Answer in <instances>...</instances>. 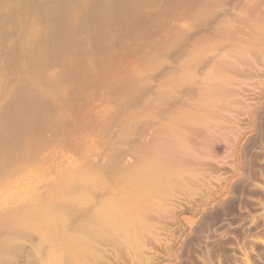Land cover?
<instances>
[{"label": "rangeland", "instance_id": "374dc122", "mask_svg": "<svg viewBox=\"0 0 264 264\" xmlns=\"http://www.w3.org/2000/svg\"><path fill=\"white\" fill-rule=\"evenodd\" d=\"M2 1L3 2L0 3V99L2 98V100H0V116L4 114V108L6 106L5 103L10 100V95H13L11 94L12 91L15 93L37 92L36 90L40 89V87L45 88L44 84H48L50 85L51 94H54H50L51 96H55L56 99L62 96L59 98L61 105L60 110L65 109L63 110L64 113L62 112V115L65 114L71 117L69 122L62 126L63 129L62 127H58L59 129L61 128L59 130L60 132L57 130V132L52 131V133H50V131L48 132V130H46L47 132L41 131L42 134L40 133L39 136L37 135V139L38 137L40 139L38 142L40 141L41 143L39 142L40 145L36 147L37 150L34 148L33 151L35 152H32L33 158L30 159V163H27V166H25L26 164H23L20 168L18 165H20L19 162H21L23 156H21L22 158L18 157L15 159V163H18H11L13 166L10 165L11 168L16 166L14 168L15 170L13 169L14 171L11 172L6 162L1 163L2 160H0V170H2L0 173H2V176L6 172L7 175L11 172V175L9 176L4 174V177L1 178L2 181L0 180V219L3 220V218L6 217L3 223H8V225L13 223L12 219L7 217V215L11 212H18L20 216L28 214L24 210H28L31 206H37L40 203L42 206H49V201H46L48 203L46 204V199L44 200L42 195L49 187L48 185H51L50 183L55 181V177H61L64 174H67L69 170L82 167L86 163H89L90 165L88 164V166H91L94 171H96L94 166L99 164H103L104 166L105 163H109L110 160L108 161V159H110V156L107 155L105 157V155L108 154L111 151V147H114L116 142H118L117 137H112L111 135H118L120 130L123 128V126H121L122 124L124 126L127 124L128 126L130 125L128 129L130 130L129 135H131V133L134 134L131 129H136L134 130L135 133L137 128V133L143 132L144 137L142 138V141H140L141 138L136 139V136H129L128 140L130 145L131 142L134 144L136 143V145L140 142V145H142L143 143H155L159 140V143L161 141H166L165 144L168 148L166 147L164 149V152H166L165 155L168 153L174 154L175 156L173 155V159L175 161L183 152H180L181 150L179 151L178 145V143L181 144L183 139V133L181 132L184 130L185 126L186 128L189 126L191 129H197V133L203 136H200V138H203L202 140H204L202 142H205L203 144L210 145V151H212L211 153H214L209 155V152L207 154L208 156L205 155V153H201L202 156L201 154L199 155V159L201 158L202 162L198 163L200 166L202 163L205 165L201 167L198 164L196 167L194 165V167L192 165H186V167L180 165L171 166L168 162L164 163L166 161L163 162L162 160H159L157 161L158 163L154 164H159L161 168H166V172L164 173L163 171V174H167L169 172L171 173V171L174 170L177 173H181L182 171L186 172L189 169L194 172L195 169L199 173L198 174L195 171V173L199 176V181L196 182V185H191L192 187L189 186V190L191 188L192 192H189V190L186 192V190L183 191L184 189H179L184 192V197L181 195L177 199L179 203L177 201L176 203L179 206V209H176L177 211L173 213L174 217H170L169 214H167V218L165 217V214H163L164 216L160 214L164 217V219H159L160 215L157 217V221L158 219L163 220L160 222L158 221L163 225V229L162 225L160 226L162 233L159 236L158 234H160V232L158 233V229L155 236L158 235L159 237L156 236V238L153 236L155 237V241L146 242V246L144 245L146 248H143L145 253H143V250L139 252L137 247L136 249L138 252H136L137 250H134L135 246H131L132 243L126 242L127 237L123 239L121 238L122 236H120L118 237L121 239L120 243H123L122 241L125 240L123 244L126 247L131 246L133 249L130 247L127 248L130 250H127L124 249L125 246H121L123 249L120 248L121 250H114L118 247V245L113 241L112 243L117 245V247H113L114 244L110 245L109 243V245H106L105 243L107 247L105 245H100L102 246L100 247L101 249L105 246L102 250H104L105 256L106 254L108 255L106 257L104 256L105 258L103 256L101 257L103 258V264H259V260L264 258V190L261 188V186L264 187V58L261 57H264V28H262L264 23L259 19L256 20L255 18L250 19L248 17H244L246 21L249 19L250 22H247L250 24L241 23L240 20L238 22L233 21L234 24L232 22V25H230V27L234 26L232 29L228 27L229 25H220L218 26V29L220 28L219 31L221 32L214 35V33L217 32L214 31V29H216L217 22L220 23L221 20L226 22L227 19H237L240 6L245 4L248 0L200 1L201 3L199 2L196 5L197 7L192 9L193 12H196V9L198 12L193 13L190 11V13L188 11V13H186L187 15L184 17V23L182 21L180 22V24H183L181 26L179 24V28L177 27L180 34L177 32L178 35H176V32L174 31L172 35H168V37H166L165 40H162V43L160 44L159 40L152 38L155 44H159L160 48L155 45L154 42H151L153 40L149 42L148 39H145L146 37L143 38L141 36V34H143L142 30L139 29L138 32V30H136L137 28L134 29L136 31L132 29L134 33L136 32L139 35L135 37L132 30H129L130 32L127 31L124 27H122V25L116 24L115 20H111V23H109L110 18L106 20L108 24L104 23L107 25H101L102 29L105 27L106 30H102L98 24L96 25V21H92L94 24H92L91 21L89 22V19L87 20V18H90L91 16L87 17V15H92V11L95 12V9L92 8V4L97 3L95 0ZM97 1L99 2L101 0ZM250 1H252L250 3L256 5V3L253 2L256 0ZM62 2H64L63 6ZM65 2L69 3L71 9ZM256 2H258V0ZM59 5H61V7H59ZM202 6H207V9L203 8V10H205L202 11ZM56 8H61L60 12L58 11L61 14L57 12ZM68 8L70 10H68ZM69 11L73 12H71V16L69 15ZM64 12L68 15L63 14ZM72 14L75 16L77 15V22L75 21L76 18H72L75 17L74 15L72 16ZM61 15L66 16L64 24H62L63 26L65 24V26H67V21L72 23L71 24L69 22L70 24L68 23L69 26H67L66 29L65 26L63 27L61 25L60 26L64 29H60L61 27L59 28L58 24L60 22L63 23L64 19V16ZM188 15L190 17L187 21L186 18H188ZM55 19H60V22L57 24V20ZM251 21L255 25H252ZM113 22L115 23L113 24ZM74 23L77 24L73 26ZM223 23L224 22L221 24ZM242 24H244V28ZM92 26L95 29L92 28ZM111 29H113L112 31H114V33L110 32ZM94 30H96L95 32L98 33V36L95 34ZM107 30H109L110 33H108L109 38H105L104 36V33ZM67 31L68 33L63 34ZM124 31H127V33L124 34L126 36L128 35V38L126 36H124L126 38L122 37V33ZM107 32L105 35H108ZM252 32H255V34ZM173 34H175V36ZM59 35L61 37L66 35V38L69 40L68 41L66 39L68 43L64 42L66 43L64 44L65 47L61 46L64 36L61 39ZM120 36L123 38V41L125 39H128V41H120V46L119 44H117L118 46H115L116 43L114 42L116 41L119 43V40L122 39L119 38L118 40V37ZM170 37L173 38V40H170ZM256 39L257 42L258 39L260 43L262 42V47H258V44L254 43V41L256 42ZM138 40L139 42L136 44L134 41L137 42ZM163 41H166V43ZM145 42L147 43L144 44ZM131 43H133V45ZM149 43H152V45L155 46L153 47ZM69 44H72V46L69 47ZM134 44L136 45L134 46ZM250 44L255 47V49L253 47V51H260L258 56L259 59L255 58L256 61L253 56L247 57L252 64L255 63V66L253 68L250 66H241L240 68H243L244 71H241L240 75H232L231 72L225 73L224 75H213V80L215 77H219V79H221V91L223 90V87L224 90L221 92L214 88L220 93H216L217 95H215V93H209V95L211 94L217 97H213L214 99H212V97L209 96L208 99L211 98L212 101L210 99V101L208 100L209 102L206 101L205 98L208 96L209 91L208 86H211L210 88H212L216 82L211 79L207 80V82L212 81L209 82L210 84H207L206 82L204 85L202 82L204 81L203 79L205 76L209 77L212 75V72L215 73L213 69L216 65L218 57L220 56L219 52L221 50H224L225 52L229 50L241 53L242 46L244 45L249 47ZM222 45L227 48H222ZM237 46H240L241 48ZM252 46L249 47V49L246 47L243 48L244 50H250V48L252 49ZM135 47L137 48L135 49ZM147 47L149 51L148 49L145 50ZM155 47L158 48L156 49ZM59 48H61L62 52H64L65 49H68L70 52L67 50L69 54L66 52L68 54L66 55L65 53H61ZM62 48L65 49L62 50ZM16 49L17 51H15ZM71 50H74V53L76 51L75 54L79 53L78 56L75 57L74 53L73 56V51L71 52ZM102 50L104 52H101ZM83 51L84 54L82 55L81 52ZM85 51H88V57L85 55ZM191 52L196 54H188ZM101 53L103 54L101 55ZM243 53L244 51L241 54ZM80 54L81 56H79ZM59 55H61L62 58L65 57L63 59L64 62L67 60L66 66H64L66 62L62 64L63 61H60L61 56ZM196 55L197 58H195ZM83 56H85V58ZM89 57L91 58L89 59ZM260 57L262 60H260ZM74 58H78L76 61H79V63L75 61L77 63H75L76 66H73ZM81 58L85 62H87L86 59L88 60L89 64L86 63L88 67L84 64L85 62L83 63ZM68 60L70 63H68ZM80 60L82 61V66L78 67V64L80 65L81 63ZM259 63L260 65H258ZM71 67H73L75 71L78 69L76 71L78 72V75H76L77 73H75L73 69L71 71L75 74L73 73L71 75V72L67 71V69L70 70ZM81 69H86L85 75H82L85 70L81 71ZM66 73L69 75H66ZM77 77H81L80 81L77 79L78 82L75 80ZM60 79L62 85L59 82ZM74 80L77 84L74 83ZM27 81H30L31 83L32 81L36 82H33L32 84L29 82L28 84ZM50 81L52 83H50ZM71 82L74 83H72V86L70 84ZM79 82H81L80 85H83L80 88H78L80 86L78 84ZM37 83H40V87L37 86L38 88L35 87V84ZM53 83L57 86H55L56 88H53ZM21 86H24V88ZM57 88L61 89V92L60 90L58 92ZM200 88H204V91L202 90L204 93V98H202L203 100L198 97L201 95H196L201 91ZM206 88L208 91L205 90ZM199 89L200 91L197 92ZM194 91L197 93H194ZM53 92H55L56 95ZM160 92L162 97L165 99H163L162 102L166 105H163L162 102H156V105L159 104L158 107H154L150 113L153 112L156 114L155 111L158 110L157 114H161V112L163 114L165 112L168 114L169 111H173L172 109L174 106L178 107L179 105L178 108L174 107L175 111L172 112V114H174L177 110L178 111L174 114L172 119L174 126L177 127L179 125L180 127L178 126L175 128L173 126V123L171 122L172 115L170 113L169 114L171 116L167 115V117L165 114L164 118L165 116L166 118L161 119L163 123L167 122L170 125L169 127L173 126V128L179 129L174 130V132H177V134L175 133L176 135L174 134L176 139L171 133L173 128H171V131H168L170 128L166 123L163 124L160 120H158V117H156L157 114L156 116H153V113H151V116L149 112L146 111L151 108L149 104L151 96L153 97L154 94H158ZM220 99H222V101ZM166 100H168V103L172 100L169 103L172 104V106H169ZM183 102L189 105L187 106ZM196 102L199 105L204 104L205 106V102H208L207 105L209 106L207 107H210L211 109L216 108L218 105L220 106V108L217 106L216 109L218 110H223L225 108L224 106H231L234 104L232 106L238 108L237 115L234 113L236 112V109L234 108L233 110L232 106H228L229 108H232L231 110H228L231 111L232 115L234 114V117L232 116L230 118L229 116H231V114L229 113L228 117L232 119V121L235 119L234 125L237 126L238 123L239 127L237 126V129L236 126L233 127L236 131L233 129L230 130L229 128L231 132L226 129L230 132L228 133L230 135L229 138V135L225 132L224 127H229L228 123L230 122L232 123L231 125H233V122L227 118L226 114H223L226 112H221V114L224 115L223 118L227 119V122L222 120L223 118L221 119V122L224 121L223 123L227 124H224V127L221 125V128H224L223 135H228L226 137L225 135L222 136V134H220L222 133V130L219 131V117L217 119L219 124L213 121V126L208 124L210 127L207 126V123L203 124L200 121L196 123V121H194L195 119H192L193 113H191L192 118L190 117L191 119L189 118V120L185 117V111H190V109L196 105ZM210 102L211 104H209ZM213 102H216L217 104H214ZM70 104L72 105L70 106ZM213 105H215V107ZM165 106H168V112L165 110ZM133 109L139 110V112L143 111V113L138 114V111ZM130 110L135 111L134 114ZM181 110L184 113L180 112ZM225 110H227V107L224 111ZM191 111L193 110L191 109ZM150 118L154 120L152 125L148 124V120L151 122ZM131 123H133V125L135 124V126L132 127ZM157 124L159 125L157 126ZM142 125H144V130ZM160 125H165L166 127ZM68 126H70V128H68ZM213 127H215L214 129H216V131L213 130ZM160 128L162 129L163 134H160L162 133ZM203 131L208 133H206L207 136L202 134ZM233 131L238 132L240 135L239 136L238 133H235V136H239L236 137V139L238 138L237 140L234 138L235 136H232ZM157 133L160 136L154 138L153 142L152 137L156 136ZM164 133H166L167 136L169 135L167 139ZM193 133L196 134L195 131H193ZM214 134L215 136L211 138L213 140H208L207 137H212ZM7 135L9 136V139L7 138V140H10V138H12L11 133H8ZM7 135L5 134L3 137H7ZM161 135H164V137ZM197 135L198 134L193 136L192 134L196 140H199V135ZM34 136L36 135L34 134ZM130 139L135 141L133 142ZM170 139H175L176 142L174 140L170 141ZM231 139L234 142H232ZM7 140H5V142H7ZM110 140L112 142H116L112 143ZM136 140L139 141L136 142ZM149 140L152 142L149 143ZM235 140L237 142H235ZM202 142L200 141L199 143L202 144ZM232 143L234 147L231 146ZM162 144L165 146L164 143ZM118 145L115 147L120 148L121 144ZM170 145L177 147L176 151H174V147L172 148ZM82 148L83 150H81ZM105 150L106 153H102L105 152ZM111 152V158L112 156L114 157L111 161H113L116 155L114 154V151ZM116 153H118V151H116ZM184 153L185 152H183V155H185ZM130 154L132 155V152L125 157L126 160L124 159L126 161H124V164L126 165L133 162V155L131 156ZM102 155L105 158H101ZM168 155L172 157L171 154ZM183 155L181 159L183 158ZM99 156L101 157L99 158ZM100 165L98 166L99 170L100 167H102ZM6 166L7 169H9V172L6 171ZM149 167L150 169L152 168V166ZM18 168H20V170H18L19 173L16 171ZM91 168L87 167L85 172L86 170L88 172L92 171ZM184 168L185 170H183ZM146 169L149 168L146 167ZM3 170L6 172H3ZM13 172H15L16 175ZM5 177L6 179H4ZM94 181L97 180L95 179ZM144 188H147V186L144 185ZM183 192H181V194ZM179 193L177 195H179ZM42 198L43 200H41ZM58 200H55L56 203L60 202ZM64 200L68 201L67 198ZM93 202H91V205H93ZM178 206L175 207L177 208ZM145 237L146 236L144 235V239ZM0 238L2 239V237ZM151 238L152 237H150V240H152ZM27 241L28 240H14V244L10 241L9 250L7 249V252L0 253V264H35V262H37L36 257L32 255L34 257L33 260L32 257L27 256L30 253H27L26 251L31 247L30 242ZM10 243L13 245L10 246Z\"/></svg>", "mask_w": 264, "mask_h": 264}, {"label": "bare ground", "instance_id": "6f19581e", "mask_svg": "<svg viewBox=\"0 0 264 264\" xmlns=\"http://www.w3.org/2000/svg\"><path fill=\"white\" fill-rule=\"evenodd\" d=\"M0 1H1L0 3L3 2L2 0H0ZM95 1L97 2L96 4L93 3L95 6L92 4V8L95 9V12H93L91 10L92 15H87V17L91 16L93 18L92 19L90 17L92 20L89 17L87 18V20L89 19L88 21L89 22L91 21L92 24H94L92 21H94V22L96 21L95 22L96 25L98 24V26H100L102 29L101 25H103L104 23H107L106 20L110 18L109 23H111L110 22L111 20H115L116 24L122 25V27H124L127 31H129V30L131 31L132 29L134 30L135 28H137L136 30H138V32H139V29H140V30H142V33L144 34V35L141 34V36L143 38L146 37L145 39H148L149 42L151 40H153L152 38H154V39L156 38L157 40H159V44H160V43H162V40H165L166 37H168V35H172V33L174 31L176 32V35L180 34V32H178V30H177L179 28L180 22L181 21L183 22L184 17L187 15L186 13H188V11L193 12L192 9H195L197 7L196 5L202 0H101L99 2L97 0H95ZM256 1H253L256 3V5L250 3V2H252L250 0H248L245 4H242L240 6V9L238 10L239 15H238L237 19L236 18H234V20H228L227 19L226 22L223 20H221L220 23L217 22L216 29H214V31H217V32L216 33L213 32L214 35L219 34L221 32V31H219L220 28L218 29V26H220V25H223V26L229 25L228 27H230V25H232L233 21L238 22L239 20L241 23L248 24L250 22L249 19H247V21H249V22H247L246 19H244V17L245 18L248 17L250 19L255 18L256 20L259 19L264 23V0H258V2H256ZM17 2H18V0H17ZM63 4H64V2H62V6H63ZM66 5L69 6V8H70L69 3H66ZM59 7H61V5H59ZM69 8H68V10L71 9V8L70 9ZM203 8L207 9V6H205V7L202 6V11L205 10V9L203 10ZM60 9L58 8L57 12L58 11L60 12ZM71 12L69 13L70 16H71ZM196 12H198L197 9H196ZM196 12H193V13H196ZM59 14H61V13H59ZM63 14H66V13L64 12ZM66 15H68V14H66ZM73 15L74 14H72V16ZM189 15H188V18H186L187 21L189 20V17H190ZM61 16H64V19L61 17L63 19V23L60 22V19H55V20H57L56 21L57 24L60 22L58 24L59 28L61 26H63L62 24H64V21L66 20L65 15H61ZM76 16L72 17V18H76ZM75 21L77 22V18L75 19ZM252 21H251V23L253 25L254 21L253 22ZM69 22L70 21L66 22L67 26H69L68 25ZM222 22H224V23L221 24ZM234 22H233V24H234ZM255 22L258 23L257 21H255ZM114 23L115 22H113V24ZM75 24H77V23H74L73 26ZM107 24H104V25H107ZM244 24H242L243 28H244ZM181 25H183V24L181 23L180 26ZM52 26H54V25H52ZM67 26H65V29L67 28ZM246 26H249V25H246ZM63 27H61L60 29H64ZM232 27H234V26H232ZM232 27H230V28L232 29ZM92 28H94V27L92 26ZM230 28H228V29H230ZM240 28H241V26H240ZM256 28H257V26H256ZM262 28H264V26ZM102 30H106L105 27ZM112 30L113 29H111L110 32L114 33V31H112ZM133 30H132V32H133ZM136 30H134V31H136ZM180 30H181V27H180ZM68 31H69V28H68ZM68 31L64 32L63 34L68 33ZM95 31L96 30H94V32ZM107 31H105V33L107 32V34H108L109 30H107ZM127 31L126 32L124 31L122 33L123 36L121 34V36L123 38L129 37L128 35L127 36L125 35L127 33ZM101 32H103V31H101ZM177 32H178V34H177ZM105 33H104L105 38L106 37L109 38L110 33L108 35H105ZM252 33L255 34V32H252ZM95 34L97 35L98 33L95 32ZM133 34L135 35V37L138 35L136 32L135 33L133 32ZM173 35L175 36V34H173ZM121 36L118 37V40H119V38L120 39L122 38ZM124 36H126V37H124ZM256 36H258V35H256ZM62 37H61V39H62ZM64 38L62 39L63 40L62 44L60 41V44L62 47L63 46L65 47L64 44H66V43H64V42L68 43V41H69L66 38V35L64 36ZM123 38L121 40H119V43L115 41L114 42V43H116L115 46L117 44H119V46H120V43H121L120 41L124 42L126 40L125 39L123 41ZM66 39L68 41H66ZM129 39H131V38H129ZM138 39H140V38H138ZM171 39L173 40V38L170 37V40ZM115 40H117V39H115ZM141 40H142V38H141ZM126 41H128V39ZM167 41H168V39H167ZM250 41H251V39H250ZM252 41H253V39H252ZM134 42L137 44L139 42V40L137 42L136 41H134ZM151 42L153 43L154 40ZM163 42L166 43V41H163ZM256 42H257V39H256ZM256 42L254 41L255 44H258V47L259 46L262 47L261 46L262 42L260 43L259 39H258V42L260 44L258 42L257 43ZM142 43H143V41H142ZM146 43L147 42H145L144 44H146ZM152 43H149V44L152 45ZM72 44H74V43H72ZM72 44L71 45L69 44L68 46L70 47V46H72ZM131 44L133 45V43H131ZM136 44H134V46ZM140 44H141V42H140ZM154 44H155V42H154ZM159 44L158 45L155 44V45L159 46ZM58 46H59V43H58ZM68 46H66V47H68ZM121 46H122V44H121ZM123 46H124V44H123ZM134 46H133V48H134ZM138 46H139V44H138ZM162 46H163V44H162ZM240 46H237V47H240ZM251 46L252 45L250 44L249 47H251ZM243 47L245 48L246 46H244V45L242 46L243 50L241 49V53L244 51L243 54L237 53V52H232V51H229L228 49H225V50H228L226 52L224 50L220 51L218 49L220 51L219 52L220 56L217 55L219 57L216 61V65L214 67L215 70L213 69V71H215V73L212 72L211 73L212 75L209 74V75H211L209 77L205 76V78L203 79L204 81L202 82L204 85L207 82V80H210V79L212 81L216 82V84H214L212 86V88H210L211 86L210 87L208 86L209 91L207 88L205 89L208 91V96L205 98L206 101H208L209 99L212 101V99H214L213 97H217V96H215V95H217L216 93H220L218 91H221V89H222L221 79H219V77L216 78L215 77L216 75H224L225 73H229V72H231L232 75H240V72L244 71L243 68H240L241 66H246V67L250 66L252 68L255 66V63L252 64L250 62V60H248L247 57L253 56L254 60H255V58L259 59L258 56L260 54L259 53L260 51H258V52L253 51L254 46H252V49L250 48V50H248L249 47H246V48H248L246 50H244ZM136 48L137 47H135V49ZM159 48H160V46H159ZM222 48H227V47L222 45ZM59 49H60L61 53H65L66 55H68L70 52L68 49H65V48H62V50L65 49L64 52L61 51V48H59ZM147 49H148V47L145 50H147ZM254 49H255V47H254ZM67 50L69 52H67ZM256 50H258V49H256ZM15 51H17V49ZM148 51H149V49H148ZM71 52L73 54L74 50H71ZM85 52H86L85 55H87V54L89 55L88 51H85ZM101 52H104V51L102 50ZM75 53H76V51H75ZM256 53H258V54H256ZM74 54H73V56H74ZM78 54H75V57L78 56ZM81 54L83 55L84 51L81 52ZM81 54L79 56H81ZM102 54L103 53H101V55ZM188 54L195 55L196 53L194 54L191 52ZM13 55H14V53H13ZM88 55H87V57H88ZM59 56H61V55H59ZM83 57L85 58V56H83ZM261 57L264 58L263 56H261ZM261 57H260V60H262ZM64 58H62V56H61L60 61H63V63L61 62L62 64H64L66 62V64L64 65V66H66L67 60L64 62V60H63ZM82 58H81V60H82ZM90 58L91 57H89V59ZM195 58H197V55ZM76 59H78V58H74V63H73L74 65L73 66H76V64L79 63V61L77 62ZM94 59H95V57H94ZM72 60H71V62H72ZM81 60H80V62H81L80 65L78 64V67L82 66L81 65L82 61H83V63L85 62L84 60H82V61ZM86 61L87 62H85L84 64L88 67V65L86 64V63H88V60L86 59ZM68 63H70V61ZM258 65H260V63ZM89 67H90V65H89ZM72 69L74 70V68L71 67L70 70L67 69V71H70L71 75L74 72L77 73L76 75H78V72H76L78 69H76V71L74 70V72L71 71ZM82 69H81V71H84V70L85 71H84V74H82L83 72L81 74L85 75L86 69H84V70H82ZM206 69H207V67H206ZM79 71H80V69H79ZM92 71H93V69H92ZM67 73H66V75H69ZM94 73H95V71H94ZM79 75H80V72H79ZM213 75H215L214 80L212 78ZM80 78L77 77L75 80L78 79L80 81L81 80ZM78 80H77V82H78ZM212 81H209V82H212ZM29 82H28V84H29ZM33 82L35 83L36 81H32V83ZM59 82L61 83V79L59 80ZM73 82L70 83L71 86L74 83L77 84L76 81L74 83ZM198 82H200V81H198ZM209 82H207V84H210ZM32 83L30 82V84H32ZM50 83H52V82L50 81ZM80 83L81 82H79L78 84L80 85ZM37 84H39V85H37ZM37 84H35L36 85L35 87L36 88H38L37 86L40 87V83H37ZM70 84H69V86H70ZM207 84H206V86H207ZM44 85H45L44 86L45 88L40 87V89L36 90L37 92L33 91L30 93H28V92L15 93L14 91H12L11 94H13V95H10V97H9L10 100L7 103H5L6 106L4 108V114L0 116L1 117L0 118V160H2L1 163L6 162L8 168L11 170V172L15 170L14 168L16 166H14V168H11L10 165H12L11 163L17 164L18 162L15 163V159H17L18 157L20 158L21 156H23V158L21 157L22 158L21 162H19V164H20V165H18L19 167L22 166L23 164L24 165L26 164L25 166H27L28 165L27 163H30V159L33 158L32 156H33V153L35 152V151H33L34 148H35V150H37L36 147L38 145H40V143H41L40 141H39L40 143L38 142V140H40L39 137L37 139V135L39 136L41 131L45 132L46 130H48V132L50 131V133H52V131L57 132V130L59 131L61 129V128L59 129L58 127H62L63 125H65L67 122H69V120L71 118L69 115H65V114L62 115L63 110H65V109L60 110L61 105H60L59 98H61L62 96L59 97L58 99H56L55 96H51L54 94H51L50 85H48V84H44ZM46 85H48V86H46ZM61 85H62V83H61ZM65 85H67V84H65ZM79 85H77V86H79ZM53 86H54L53 88L57 87L54 83H53ZM81 86H83V85H80L78 88H80ZM22 88H24V86ZM22 88H19V89H22ZM214 88H216V90H218V91H216ZM200 89L202 91L204 88L203 89L200 88ZM200 89L197 90V92L200 91ZM59 90L61 92V89L57 88L58 92H59ZM223 90H224V87H223ZM223 90L221 92H223ZM201 91L198 92L199 94H196V95H201V96H198L199 99L204 98V96H203L204 90L202 92ZM197 92L194 91V93H197ZM53 93H55V92H53ZM209 93H215V95L214 96L211 94L209 95ZM70 94H72V93H70ZM55 95H56V93H55ZM209 96L212 97V99L211 98L208 99ZM165 98H167V97H165ZM163 99H164V97H162L161 92L158 94L157 93L154 94L153 97L151 96V99L149 102L151 110L147 108L148 110H146V111L149 112V114L151 115V113H153V112L150 113V111H152L154 107H158V105H159V104L156 105L155 103L156 102L161 103L163 101ZM0 100H2V98ZM62 100H63V98H62ZM220 100L222 101V99H220ZM167 101L168 100H166V102ZM184 101H186V100H184ZM181 102H182V100H181ZM197 102H196V105L194 104L195 106L191 105L194 107V109H193V107L191 108L193 111H191V109H190L191 106L189 107L190 111H188V110L185 111V117L189 119L192 116L191 113H193V116H192L193 118L192 117L191 118L195 119L194 121H196V123H198L200 121L203 124L207 123V126H208V124H211V126H213L214 125V124L212 125L213 121H215V123L219 124V121H217V119L219 117L220 118L219 119L220 120V127H219L220 130L219 129L218 130L219 131L222 130V133H220V134H222V136H224V135H225V137L228 136L229 135L228 133L231 132L230 130L236 126V125H234L235 119H234V121H232V119H230L234 115V114L233 115L231 114L230 110L232 108L234 110V108H235L236 112H234V113H235V115H237V109L238 108L235 106L233 107L232 105H234V104L231 103L232 108L228 107L230 105L224 106L225 108L227 107V110L224 111L225 108L223 110L222 109H219V110L216 109L218 105L216 106V108L211 109L210 107H207V106H209V105H207L208 102H205L206 106L204 104H203L204 106L199 105ZM169 103H168V105L172 106V104H169ZM183 103L185 104V102H183ZM209 104H211V102ZM71 105L72 104H70V106ZM163 105H166V104L163 103ZM175 105H176V103H175ZM185 105L188 106L189 104H185ZM213 106L215 107V105H213ZM137 107H139V106H137ZM165 107H166L165 110L167 111L168 106H165ZM174 107H173V109L170 107L173 110L172 112H174L175 111L174 109L178 108L179 105H178V107H175V108ZM218 108H220V106H218ZM228 109H230V110H228ZM2 110H3V108H2ZM133 110H135V109H133ZM130 111L133 114L135 111H138V114L143 113V111L139 112V110H135V111L130 110ZM157 111L158 110L155 111L156 114H157ZM159 112H160V110H159ZM172 112L169 111V113L172 116L169 113L167 114L166 112L164 114L162 112H161V114L158 113L157 116H156V114L153 113V116L158 117V120H160L162 122L161 119L164 118L165 114H166V116L170 115L172 121L170 119L169 120L173 123L172 118H173L174 114H176V112L174 114H172ZM180 112L184 113L182 110ZM221 112H226L223 114L224 115L226 114L227 118L230 117L229 119L233 122L234 126L231 125L232 123L230 122V123H228L229 127H224V124H226V123H223V122L226 121L227 119L223 118L224 115H222ZM239 112H238V114H239ZM229 113L231 114V116L228 115ZM149 114H147V115H149ZM180 115H182V114H180ZM166 116H165V118H166ZM155 119H157V118H155ZM221 119L224 121L221 122ZM148 121H149L148 124L152 125L154 120L151 119L152 123L150 122V120H148ZM236 122H237V120H236ZM164 123H166L168 127L170 126L167 122H164ZM131 125H132V127L135 126V124L133 125V123H131ZM158 125L159 124H157V126ZM165 125H160V126H165ZM221 125H223V127L225 128V132H227L228 135L227 134L223 135V133H224L223 129L224 128H221ZM121 126H123V128H122V130H120V133H118V135H111L112 137L113 136L117 137L118 142L113 141V142H116V145L121 144L120 148H116L115 147L116 145L114 143L115 146L111 147V149H110L111 151L115 152L114 153L116 155V156L114 155L115 159L113 161H111L112 158H114L113 156L111 158V155H110L112 153L111 151L105 155V157L107 155L110 156V159H108V161L110 160L111 163L110 162L108 163L106 160L107 163H105V161H104V163H105L104 166H103V164L102 165L99 164L100 166H102V167H100V170L98 168L99 165L94 166L95 170H96V171H94V170H92L91 166H88L89 163L87 164L85 162L86 164L83 165L82 167L69 170V172L67 174H64L63 176L59 175L61 177H55V181L51 182L50 183L51 185H48L49 187L47 188L45 193L42 195V197H44V200L46 199L45 202L49 201L48 202V203H50L49 206H42L41 203L38 204L37 206H31L28 209L29 211L27 209H26L27 211L24 210L28 214H24V215H20V216H19L18 212H16L17 214L11 212L7 215V217H10L12 219L13 223H11L9 225H8V223L7 224L3 223L5 221L6 217L3 218V220L0 219V237H2V239H3L2 240L0 238V253H2V252L5 253V252H7L6 251L7 249L9 250V242L10 241H11V243L14 244V240H20V241L21 240H25V241L28 240L27 242H30L31 247H30V249H28L26 251L27 253L28 252L30 253L27 256L32 257L34 260V257L32 256V255H34L36 257V261H37V262H35V264H89V263L90 264H101V263L103 264L104 263L102 260L103 258H101V257L105 256V252L102 249L108 243L110 245H113L114 243L118 245L119 248L117 247V245H115V244L113 245V247H115V246L117 247L114 250L120 249V248L123 249L122 247L125 246L123 244L125 240L122 241L123 243H120L121 239L118 237L122 236L121 238H123V239H125V237H127L126 242L132 243L131 246H135L134 250H137L136 249V247H137L139 252H141V250H143V248L146 246L145 245L146 242L148 243V242H151L153 240L155 241L154 238L156 236L159 237L161 235L162 230L160 229V226L162 224H160L159 222L163 221V220H159V219H161V218L164 219V217H162L163 214H165L166 218H167V214H169L170 217L173 216V213H175L177 211L176 209H179V206L176 203V201L178 202L177 199L181 195L184 197L183 191L186 190V192H187V190H189V186L196 185V182L199 181L198 180V178H199L198 174L199 173L195 169H194V172L190 171V169L188 167L189 170H187L186 172L182 171L181 173H177L174 170V171H171V173L169 172L167 174H163L162 172L164 171V173H165L166 168L165 167L161 168L159 166V164H154V163H158L157 161L162 160L163 162L166 161L164 163L168 162L171 166L180 165V166L186 167V165L187 166H191V165L193 166L194 165L196 167L197 164L200 166L199 163L202 162L201 158L199 159V155L201 153H203V154L205 153V155H207L209 152H210L209 155L210 154L212 155L214 153H211L212 151H210V149H211L210 145L203 144L205 142H202L204 140H202L203 138L202 139L200 138L201 134L199 135V133H197V129H195V128L194 129L192 128V129H193V131L196 132V134L199 135V136L198 135L197 136L199 137V140L202 142V144L199 143L200 142L199 140H196V138L193 137L196 134L193 133L192 129L189 126H188V128H186V126H185V128L182 127V128H184V130H182V132H181V133H183V139L181 141V144L178 143L179 151L181 150L180 152L183 151V152H185L184 154L185 155L187 154V155L185 157V155H183V152H182V154H180V152H179L180 156H178V158L176 156V158H177L176 161L173 159L174 154L168 153V154H171L172 157L169 156L168 154L165 155L166 152H164V149L167 147L165 144L166 141L165 142L161 141L162 143H164L165 146H163V144L161 142L159 143L160 140L159 141L155 140L156 141L155 143H151L152 141L154 142V138H157L160 136L158 133L156 136H153L151 134L153 136L152 137L153 140L152 141L149 140V143H151V144H146V143L144 144L143 143L142 145H140L141 143L139 142L138 143L139 145L138 144L136 145V143L134 144L131 142V145H130L129 140H128L129 136H134V137L136 136L137 137L136 139L141 138L140 141H142V138L144 137L143 132L137 133L138 132V128H137V131L135 133L134 130H136V129H131V130H133L132 132L134 134L131 133V135H129L130 130H128V129H129L130 125L128 126V124H127L126 126H124L122 124ZM173 126H174V123H173ZM173 126L169 127L170 130H168V131H171L172 130L171 128H173ZM237 126H238V123H237ZM237 126H236V129L239 127V126L238 127ZM143 127H144V125H142V128ZM174 127L177 128L176 126H174ZM208 127H210V125ZM68 128H70V126H68ZM175 128H173V131L171 133H172V136L176 139V136H174V134L175 133L177 134V132H174V130H179V129H175ZM214 128L215 127H213V130L216 131V129H214ZM229 128H230V130H229ZM62 129H63V127H62ZM226 129H228L230 132H228ZM143 130H144V128H143ZM161 131H162V129H161ZM165 131H167V130H165ZM234 131H236V130H234ZM234 131L232 132L233 135L231 134L232 136H235V133L236 134L238 133V132H234ZM8 133H11L12 138H10V140H7V138L9 139V136L7 135ZM206 133H207L206 131H203L202 134L204 136H207ZM5 134L7 135V137L5 136L6 138L3 137ZM34 134L36 136H34ZM110 134H112V133H110ZM160 134H163V131ZM164 134H165V137L167 139L169 135L167 136L166 133H164ZM192 134H193V136H192ZM107 135H109V134H107ZM238 135H239V133H238ZM127 136H128V138H127ZM161 136L164 137V135H161ZM214 136H215V134L212 137L210 136L207 138H208V140L211 141V140H213L211 138H213ZM237 136H235L234 138L236 139ZM198 137H197V139H198ZM201 137H203V136H201ZM216 137H217V135H216ZM220 137H221V135H220ZM4 138H5V140H7V142H5ZM229 138H230V135H229ZM175 139H170V141L174 140L176 142ZM119 140H120V142H119ZM130 140L133 141V139H130ZM236 140H235V142H237ZM138 141L139 140H136V142H138ZM217 141H219V140H217ZM231 141H232V139H231ZM110 142H112V141L110 140ZM143 142H145V141H143ZM175 142H173V143H175ZM232 142H234V141H232ZM159 144H162V145H159ZM212 145L214 146L213 143H212ZM231 146H233V143ZM171 147L173 148L174 145H172ZM176 148L177 147H174L173 150L176 151ZM77 149H79V148H77ZM169 149H170V147H169ZM233 149H232V151H233ZM81 150H83V148ZM116 151H118V153H116ZM130 152H132V155H133L132 156L130 154L133 157V162L126 165V164H124V161L126 160L125 157ZM186 152H188V153H186ZM102 153H106V150H105V152H102ZM103 155H102V157L99 156V158L100 157L103 158L104 157ZM176 155H177V153H176ZM182 155H183V158L181 159ZM109 156H108V158H109ZM201 156H202V154H201ZM3 159L6 161H4ZM203 165H205V164L202 163L201 166H203ZM7 166H6V171L9 172V169H7ZM149 166H152V168L150 169ZM87 167H90L92 171L88 172L86 170V172H85V169ZM94 167H93V169H94ZM146 167L149 169H146ZM20 168L16 169V171L18 173H19L18 170H20ZM0 169H1V167H0ZM23 170H24V168H23ZM183 170H185V168ZM0 171H2V170H0ZM6 171L3 170V172H6ZM195 171L198 174H196ZM11 172L8 175L6 174L7 172L4 174L9 176V175H11ZM15 172H13V173H15ZM191 172H193V173H191ZM16 173H15V175H16ZM0 174H1L0 176H2V173H0ZM4 174L2 177H0L1 181H2L1 178L4 177ZM6 177L4 179H6ZM10 177H8V178H10ZM53 179H54V177H53ZM95 179L97 181H94ZM34 182H35V180H34ZM144 185L147 186V188H144ZM261 188L264 190L263 186H261ZM179 189L180 190L184 189V190L180 191ZM190 191H191V188H190L189 192ZM181 192H183V193L181 194ZM178 193H179V195H177ZM61 198H63V199H61ZM66 198L68 199V201L64 200ZM58 199H61L62 201L58 200ZM41 200H43V198ZM55 200H58L60 202L56 203ZM47 202H46V204H48ZM91 202H93L92 203L93 205H91ZM175 203H176V205H175ZM175 206H178V207L176 208ZM22 214H23V212H22ZM160 214H162V215H160ZM159 215H160V217L158 219V221H159L158 222L157 217ZM21 216H24V217H21ZM11 219H10V221H11ZM70 220H72V221H70ZM68 221H70V222H68ZM158 229H159V231H158ZM162 229H163V225H162ZM157 231H158V233L160 232V234H158L159 236L158 235L155 236V233H157ZM144 235L146 236L145 239H144ZM153 236H155V237H153ZM150 237H152L151 238L152 240H150ZM119 239H120V241H119ZM156 240H158V239H156ZM112 241L114 243H112ZM105 243H106V245H105ZM13 244H11L10 246H12ZM100 245H102V246L105 245V246L101 249L100 247H102V246H100ZM127 245H129V244H127ZM130 247L125 246L124 249L130 248ZM131 248L133 249V247H131ZM132 249H131V252H132ZM106 250L109 251L108 249H106ZM127 250H130V249H127ZM134 250H133V252L135 253ZM138 250L136 252H138ZM143 253H145L144 250H143ZM106 256H108V255L106 254ZM100 258H101V260H100ZM33 260H32V262H33ZM259 264H264V258L259 260Z\"/></svg>", "mask_w": 264, "mask_h": 264}]
</instances>
